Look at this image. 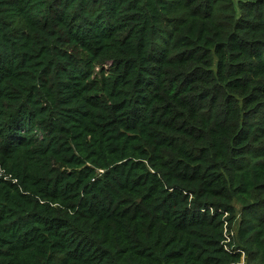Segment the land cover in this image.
Listing matches in <instances>:
<instances>
[{
  "label": "trees",
  "instance_id": "1",
  "mask_svg": "<svg viewBox=\"0 0 264 264\" xmlns=\"http://www.w3.org/2000/svg\"><path fill=\"white\" fill-rule=\"evenodd\" d=\"M0 171V264H264V0H0Z\"/></svg>",
  "mask_w": 264,
  "mask_h": 264
},
{
  "label": "built area",
  "instance_id": "2",
  "mask_svg": "<svg viewBox=\"0 0 264 264\" xmlns=\"http://www.w3.org/2000/svg\"><path fill=\"white\" fill-rule=\"evenodd\" d=\"M2 176V172L0 171V177ZM226 238H227V240H226V242L228 241V239H229V237L228 236H226ZM225 245V244H224ZM225 247L227 248V246L225 245ZM244 259H245V254L244 253H242V263H244Z\"/></svg>",
  "mask_w": 264,
  "mask_h": 264
},
{
  "label": "rangeland",
  "instance_id": "3",
  "mask_svg": "<svg viewBox=\"0 0 264 264\" xmlns=\"http://www.w3.org/2000/svg\"><path fill=\"white\" fill-rule=\"evenodd\" d=\"M236 207L239 209L240 208V205L238 203H236Z\"/></svg>",
  "mask_w": 264,
  "mask_h": 264
}]
</instances>
